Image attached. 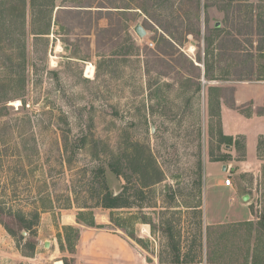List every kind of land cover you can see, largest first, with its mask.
I'll return each mask as SVG.
<instances>
[{
	"label": "rangeland",
	"instance_id": "374dc122",
	"mask_svg": "<svg viewBox=\"0 0 264 264\" xmlns=\"http://www.w3.org/2000/svg\"><path fill=\"white\" fill-rule=\"evenodd\" d=\"M236 3L242 18L264 17V0H200L190 20L198 39L176 40L171 64L156 61L159 30L140 12L103 46L77 28L63 34L54 16L49 34L34 36L27 13L26 64L0 55L2 91L19 93L26 75L25 103L8 99L0 116V204L33 226L21 236L0 223V264H75L83 227L128 239L137 264H264L263 38L255 30L251 46L241 37L236 54L217 48L234 30ZM205 34L210 79L195 60ZM248 67L250 78L238 79ZM102 166L127 206L100 205Z\"/></svg>",
	"mask_w": 264,
	"mask_h": 264
},
{
	"label": "trees",
	"instance_id": "16d2710c",
	"mask_svg": "<svg viewBox=\"0 0 264 264\" xmlns=\"http://www.w3.org/2000/svg\"><path fill=\"white\" fill-rule=\"evenodd\" d=\"M231 4V3H230ZM206 6V4H205ZM245 5L236 3L234 12L237 13L233 24V31L226 32V43H219L217 47L221 52H226L228 55L231 53H238L242 51V39L245 43L252 46V37L256 30V34L262 37L264 40V17L261 13H258L257 18L254 19V15L251 10L247 11L242 18V8ZM200 0H0V55L4 59H12L14 56L19 60L15 64H26V21L27 13L30 16V28L28 32L37 37H44L49 34L52 19L54 16V23L58 26L59 30L63 34H71L74 29H80L85 31L84 34H94L96 37V43L98 45H106L112 38L117 36L122 28V25L128 27V22L132 20L130 15L136 12H140L145 16L144 26L155 27L160 36V43L155 44L153 52L156 61H162L165 64H171L170 61H166L165 56H172L176 52V46L179 43L176 40H180L183 35L195 33L198 39L199 29L193 30L190 27L192 16H195V20L199 19L200 13ZM250 13V14H249ZM101 20H106L105 25H100ZM209 31V30H208ZM207 31V32H208ZM197 33V34H196ZM209 34V33H208ZM208 34L204 35V54L201 57L198 54L195 60L198 63L203 64V75L206 79H210L209 73V58L213 56L211 51L212 38ZM257 40L256 50L262 51L264 48L261 46V41ZM133 43V40H131ZM225 41V40H224ZM178 44V45H177ZM232 45V46H231ZM231 49V50H230ZM251 56V52L250 55ZM190 64H194L190 60ZM252 64V63H251ZM250 69L249 75L238 74V79L250 78L253 73ZM20 79V92H15L13 95L6 94V90L0 89V116L3 115V111L6 110V102L8 99L20 98L24 104L25 89V72H19ZM73 149H78L77 144L73 141L71 144ZM219 160V159H212ZM111 171L113 168H109ZM105 167H98L95 169L96 175L100 177L99 181L102 185V191L100 205L105 208H119L125 207L129 204L127 198L123 193L115 194L107 188L105 182ZM0 223L11 234L17 233L32 228L33 224L25 220L24 214L18 211L6 210L4 206L0 204ZM167 237H173V234L168 233L163 229ZM22 236V234H21ZM79 236L77 232L76 239ZM175 247V253L178 254ZM178 261L174 258L172 262ZM64 264H68L67 260H64Z\"/></svg>",
	"mask_w": 264,
	"mask_h": 264
},
{
	"label": "crops",
	"instance_id": "0c3cea01",
	"mask_svg": "<svg viewBox=\"0 0 264 264\" xmlns=\"http://www.w3.org/2000/svg\"><path fill=\"white\" fill-rule=\"evenodd\" d=\"M262 87L264 91V85ZM239 93L236 95V101L242 100L240 96L243 94L241 91ZM222 111L224 113L223 109ZM223 118L224 132L227 133L225 115ZM220 170H224L223 166H220ZM74 257L75 264H137L136 261L139 260L128 239L112 231L93 227L80 229Z\"/></svg>",
	"mask_w": 264,
	"mask_h": 264
},
{
	"label": "water",
	"instance_id": "95a60500",
	"mask_svg": "<svg viewBox=\"0 0 264 264\" xmlns=\"http://www.w3.org/2000/svg\"><path fill=\"white\" fill-rule=\"evenodd\" d=\"M219 26V23L218 22H216L215 23V27H218ZM134 31L139 35V36H144L145 34H146V31H145V29H144V27L141 25V24H136L135 26H134ZM223 169L224 170H226V166H223ZM247 195H244L243 196V199L245 200V199H247ZM23 233H25V232H23ZM44 245L45 246H48V241H45V243H44Z\"/></svg>",
	"mask_w": 264,
	"mask_h": 264
},
{
	"label": "bare ground",
	"instance_id": "6f19581e",
	"mask_svg": "<svg viewBox=\"0 0 264 264\" xmlns=\"http://www.w3.org/2000/svg\"><path fill=\"white\" fill-rule=\"evenodd\" d=\"M92 67H93L92 65H89V66L87 67V73H88V74L91 72ZM15 104H18V102L15 101ZM54 264H62V262H61L60 260H56Z\"/></svg>",
	"mask_w": 264,
	"mask_h": 264
},
{
	"label": "built area",
	"instance_id": "2783aa9c",
	"mask_svg": "<svg viewBox=\"0 0 264 264\" xmlns=\"http://www.w3.org/2000/svg\"><path fill=\"white\" fill-rule=\"evenodd\" d=\"M225 182H226V184H229L230 180H229V179H227Z\"/></svg>",
	"mask_w": 264,
	"mask_h": 264
}]
</instances>
